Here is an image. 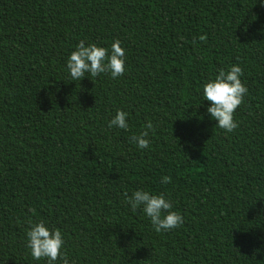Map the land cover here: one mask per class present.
Instances as JSON below:
<instances>
[{
	"label": "trees",
	"instance_id": "obj_1",
	"mask_svg": "<svg viewBox=\"0 0 264 264\" xmlns=\"http://www.w3.org/2000/svg\"><path fill=\"white\" fill-rule=\"evenodd\" d=\"M116 40L123 75L69 80L80 41ZM233 64L248 94L226 133L202 85ZM118 109L126 130L108 127ZM148 121L140 149L129 138ZM137 189L163 193L183 224L155 231L125 200ZM261 199L260 0H0V264H47L30 221L60 229L71 264H264Z\"/></svg>",
	"mask_w": 264,
	"mask_h": 264
},
{
	"label": "clouds",
	"instance_id": "obj_2",
	"mask_svg": "<svg viewBox=\"0 0 264 264\" xmlns=\"http://www.w3.org/2000/svg\"><path fill=\"white\" fill-rule=\"evenodd\" d=\"M264 6V0H260ZM205 34L198 37L199 41L205 42ZM125 50L116 40L111 45V51L96 44L85 45L80 41L76 49L72 51L66 61L70 81H80L86 75L97 77L101 73H109L112 78L119 77L125 72ZM242 69L233 64L228 70L219 69L214 79H210L202 85L204 100L210 103L206 111L216 121V126L226 133L233 132L238 124L234 120L235 110L243 103L248 94V88L242 83ZM127 113L117 110L116 114L108 121V127L128 129ZM150 131H154L151 121H148L144 129L129 139L140 149L149 148L151 141L148 138ZM171 177H162V183H170ZM127 204L135 213L142 209L143 213L157 232L169 231L180 227L184 218L178 212L172 210V203L161 194H150L148 191L137 189L128 195L124 194ZM264 201V199H261ZM34 211V210H33ZM27 247L35 260H46L47 264H71L66 252H63L64 237L60 229H49L43 221L32 223L26 232Z\"/></svg>",
	"mask_w": 264,
	"mask_h": 264
}]
</instances>
